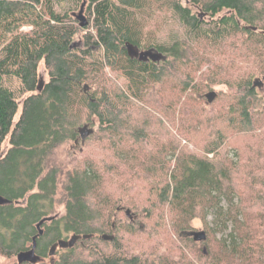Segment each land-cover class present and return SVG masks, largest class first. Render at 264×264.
Masks as SVG:
<instances>
[{
    "label": "trees",
    "instance_id": "16d2710c",
    "mask_svg": "<svg viewBox=\"0 0 264 264\" xmlns=\"http://www.w3.org/2000/svg\"><path fill=\"white\" fill-rule=\"evenodd\" d=\"M83 4L85 26L56 0H0V254L13 259L35 246L36 262L15 264H264V102L256 86L264 80V0ZM162 11L178 26L165 37L144 24L146 14ZM128 44L158 57L140 60ZM215 85L228 93L216 91L209 102ZM166 86L180 96L201 94L210 107L225 96V128L262 136L255 157L243 161L236 151V159H222V128L204 156L158 132L155 114L166 119L176 109ZM179 109L190 114L184 104ZM87 124L92 132L83 141ZM145 188L147 205L137 199ZM59 203L65 211L53 216ZM123 212L131 222L120 220ZM154 214L151 237L162 238L136 250L128 239L150 228L135 224ZM197 218L205 234L198 240L188 234ZM170 231L180 241L161 249ZM75 235L72 246H60Z\"/></svg>",
    "mask_w": 264,
    "mask_h": 264
},
{
    "label": "rangeland",
    "instance_id": "374dc122",
    "mask_svg": "<svg viewBox=\"0 0 264 264\" xmlns=\"http://www.w3.org/2000/svg\"><path fill=\"white\" fill-rule=\"evenodd\" d=\"M82 0H56V8L59 11H70L73 18L77 21V23H81L83 20L80 18V12L82 9ZM85 16V14L83 13ZM86 18V16H85ZM145 30L151 31V32H158V35L163 33L164 37L168 35L169 31H171L173 28L174 30L178 29V26L174 22V16L171 13H167L166 11L157 12L153 14H146L145 17ZM87 19V18H86ZM24 29H28V27H24ZM162 29V31H161ZM180 32H183V28L179 29ZM79 41V39L76 40V42ZM140 51V50H139ZM207 64H204L201 67L202 71L207 70ZM202 71H199V75ZM39 75L42 81L48 80V71L42 62L39 66ZM258 76H262V74H259ZM7 85L11 86L12 88L17 86V83L15 80H11L7 82ZM257 91L263 98L264 102V80L259 79L257 83ZM168 89L166 90V100L171 101L174 104V107L176 109L173 112L169 113L168 118L166 116V119H161L157 113L155 116H157V119L159 118L162 120L163 123H160L157 119H154V122L156 124L155 129L160 132L161 134H165L167 136L171 135H177L181 138L182 145L185 147V150H188L189 152L196 153L200 156L207 155L205 153L206 145L212 141L216 136V131L220 128L225 129L228 133V141L221 147L220 149V157L222 159H236V151H239L240 156L243 158V161H247L249 159H252L255 157V148L259 146L261 143L262 136H260V132H251L250 134H244V133H238L237 131L232 130L231 128H225L226 125L222 124L221 121V115L226 114V100L225 96H219L217 100L214 102L212 107L208 106L209 103L207 102L205 97H202L201 94L192 93L189 96H180L181 94L178 91V88H174V86H166ZM214 90L217 92L223 91L228 93V87L226 85H215ZM184 105L188 106L189 113L185 114L184 112L180 111V107ZM180 106V107H179ZM179 107V108H178ZM195 113V115H194ZM190 116L191 120H189ZM95 121L97 123V118H95ZM201 121V122H199ZM88 122V121H86ZM161 125H159V124ZM163 124V125H162ZM88 125V124H87ZM92 126V125H90ZM90 126L88 128L90 129ZM93 127V126H92ZM187 131L183 134H180L179 132ZM166 136V137H167ZM94 144L98 145V142H93ZM72 144H69L67 147L72 150L71 154L73 156L78 157L80 155L79 149H74L71 146ZM67 147L61 148L58 153L57 157L59 159H66V152ZM9 148L8 140H6L3 144V150L2 153H5L7 149ZM87 150H93L95 152H99V149L102 150V148H95L93 146H87ZM98 153H96L98 155ZM208 156L212 158L214 156L213 153H208ZM106 159L112 160L110 155L105 156ZM143 181V179L141 180ZM144 184V183H143ZM139 192L137 195V199L145 202L147 205L149 202L148 197L151 195L149 194V188L145 189H139ZM140 194V195H139ZM154 199V198H153ZM65 211L64 204L59 203L53 216L60 217ZM158 216V214H157ZM154 214V218L152 221L146 220L145 216L142 215L139 217L140 221H137L135 226H139L141 223L146 227L150 228L147 231L146 235H133L128 240L131 241V244L134 246L136 250L141 248H148L152 245H156L158 240L160 239L151 237L153 235L152 228L154 225H157V218ZM213 217L210 215L208 217L209 220H211ZM51 219V217H49ZM120 220L124 221V223L131 222L130 219L125 215V213L120 214ZM192 228L195 229L188 234L195 235L196 233L200 232L204 229V223L201 219L197 218L192 221ZM163 238H165L164 245H161V249L170 248L171 244L174 242V240L177 242L180 241V233L176 234L174 231H170L169 234L167 232H164ZM150 236V238H149ZM219 236H221L219 234ZM129 237V236H128ZM149 239V240H148ZM177 239V240H176ZM146 240V241H145ZM148 240V241H147ZM146 243H145V242ZM185 246V251L187 254H190V247L188 244L184 242H180ZM179 243V244H180ZM174 254H179V250L176 248L174 249ZM17 261V258L8 259L0 254V264H15Z\"/></svg>",
    "mask_w": 264,
    "mask_h": 264
},
{
    "label": "water",
    "instance_id": "95a60500",
    "mask_svg": "<svg viewBox=\"0 0 264 264\" xmlns=\"http://www.w3.org/2000/svg\"><path fill=\"white\" fill-rule=\"evenodd\" d=\"M83 11H84V4H83L81 12H80V18L83 20L80 23L81 26H85L87 24V19L83 15V13H84ZM252 28L253 29H257V27H252ZM128 50H129V53L131 55L139 57L140 60H147L149 57H152V58L156 59L158 57V55L156 53H154L153 51H146V50L139 51L132 44H128ZM258 80H257V83H258ZM88 88L89 87L86 84L84 86V90L87 91ZM216 95H217V92L214 91V90L210 91L209 93L206 94V96L208 97L209 102H212L214 100V98L216 97ZM88 126L89 125H85V126L80 128L81 137H82L83 141L92 132V129L91 128L89 129ZM3 201H4V199L0 197V202H3ZM126 213L131 219L133 218V215H132L130 209H127ZM204 235H205L204 232L200 231V232L196 233L194 236L198 240V239H203ZM79 238H80V236H76L75 235V236H72V238L70 240H68V241L60 240L59 244L62 247L72 246ZM52 253H54V251H52ZM17 258H18V261L20 263H22L24 261L36 262L39 259L38 256L35 254V246L32 249L28 250V251H24V252L19 253Z\"/></svg>",
    "mask_w": 264,
    "mask_h": 264
}]
</instances>
